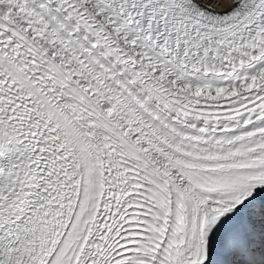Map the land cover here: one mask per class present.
<instances>
[{
  "label": "snow or ice",
  "instance_id": "1",
  "mask_svg": "<svg viewBox=\"0 0 264 264\" xmlns=\"http://www.w3.org/2000/svg\"><path fill=\"white\" fill-rule=\"evenodd\" d=\"M0 264H264V0H0Z\"/></svg>",
  "mask_w": 264,
  "mask_h": 264
}]
</instances>
